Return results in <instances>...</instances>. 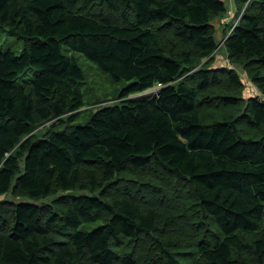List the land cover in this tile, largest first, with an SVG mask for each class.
Listing matches in <instances>:
<instances>
[{
    "label": "trees",
    "instance_id": "obj_1",
    "mask_svg": "<svg viewBox=\"0 0 264 264\" xmlns=\"http://www.w3.org/2000/svg\"><path fill=\"white\" fill-rule=\"evenodd\" d=\"M235 2L227 23L224 0H0V28L25 45L0 51V197L27 199L0 201V264H264V98L226 115L241 98L215 84L242 82L208 63L222 42L264 94V0ZM80 56L129 84L77 123ZM181 183L193 196L166 188ZM146 237L152 250L131 248Z\"/></svg>",
    "mask_w": 264,
    "mask_h": 264
},
{
    "label": "rangeland",
    "instance_id": "obj_2",
    "mask_svg": "<svg viewBox=\"0 0 264 264\" xmlns=\"http://www.w3.org/2000/svg\"><path fill=\"white\" fill-rule=\"evenodd\" d=\"M224 1L227 4L229 3V0H224ZM235 5H236V2H235ZM234 8L236 9V6H234ZM225 20L227 23L231 22L230 16L227 15ZM221 24L224 25V22H222L219 19L215 21L217 36L222 41V37H223V34L225 31L223 30V27ZM24 48H25V45H24L23 39H19L17 36L10 35L6 29L0 28V51L11 49V50L15 51L17 54H21L22 51L24 50ZM79 61H80V64L82 65L83 69L86 72V81L83 84V88H84L85 93H86V105L84 108H82V110H80L81 113H80L79 118L77 119V123H82V122H85V120H87L88 118H90V116L97 109L104 107V106H107V105L120 103L123 100L121 97V92L129 84V82L115 81L109 74L101 72L98 68H96L90 61H88L83 56L79 57ZM206 62H207V60H206ZM208 63L210 66H213V67L229 66L233 72H236L239 75V78L242 82L241 85L236 86V87L234 86V84L230 85L231 80L229 79L228 76L221 80V82H222L221 85L219 84V82H216V84H217L216 86L220 85V86H218L220 88H221V86L226 85L225 86L226 88L224 87L226 89L225 91H227V92H225L226 94L228 93L230 95L239 96L241 98V102L239 105H237L235 107H229L228 109L223 108L226 112V115H231V116L236 115L237 116L239 114V112L245 111L246 106H247V102L251 97L259 96L260 98H264V94L258 89V87L254 83V81L251 80V78L249 76L250 73L245 69V67L242 66V64L234 65L229 61L228 56H227V52H226V48L222 42H221V45H219V48H218L217 52L215 53V56L211 60H209ZM262 71H264V70H262ZM226 78H228V79L226 80ZM227 83H229V85ZM238 87H240V88H238ZM155 92H156V88H154L152 90L145 91L143 93L133 94L130 97L131 98H139V97H142L144 95H151ZM210 106L208 108L203 109L204 114H205L204 120L206 122H212L215 119H218V118L221 119L223 116L222 113L224 112L223 109L220 108L221 105L220 106L216 105V106H212V107H210ZM71 113H69V114H71ZM211 113L216 114V116H218V117L213 118ZM64 118H66V120H67V115ZM57 123H58L57 119H54V120H50V121L48 120V121L43 122L42 124H39L34 129V133L36 134L35 136H37V137L47 136L52 130H57L59 128L58 126H56ZM240 123H243V122H240ZM240 126H241V130L243 133L249 134L251 132H254L253 130H251L249 128H245L244 126H242V124H240ZM132 175H133V173H132ZM133 176H135V175H133ZM137 179H139V178H137ZM142 179L148 180L149 177L143 176ZM138 183H140V182L138 181L137 183H135L133 181L129 182V181L123 180V184L133 185V184H138ZM173 187H174V189H172L170 186L166 187V188L172 194L180 193L182 196H189V197L193 196V195H190V192L187 191L188 188H186V185L184 183L179 184L177 189H176V186L173 185ZM116 191L117 190H114V189L110 190V195L114 196V193L116 194ZM74 193L75 194L87 193L89 195L92 194L91 192H79V191H75ZM69 194H71V193L59 192L55 196H50V197H46V198L34 200V201L38 204L53 203L57 198H60L61 196H65V195H69ZM1 200H12L15 202L27 201V199L21 198V197H15L11 193H9L5 196H1L0 201ZM190 202H191V213L193 214L197 208L194 207V202H193L192 198L190 199ZM161 225L164 226L166 224L163 221ZM190 225L193 226L194 223L192 221H190ZM205 226L207 228L204 227L202 230H200L199 235H201V234L202 235L200 237L198 235L197 238L192 239L194 241V243L197 244V242H199V240H201L202 237L204 238V236L207 240H211L213 238V236L211 234L210 235L207 234V236H206V230L210 229L211 227L208 225V223H205ZM187 227L191 228L188 225H187ZM178 229H179V227H178ZM168 231H170L169 228H168ZM157 238L164 239L163 235H161V234L156 235L155 238H153V240H157ZM151 242H152V239L146 237V238L142 239L141 242H139V243H132L131 248H133V249H135V248L139 249L140 248V251H141V249H142L141 247H144V248L147 247V248H150V250H152L153 246L151 245ZM184 256H185V258L189 257L188 262H191V256L190 255L183 254V256H181V257H184Z\"/></svg>",
    "mask_w": 264,
    "mask_h": 264
},
{
    "label": "built area",
    "instance_id": "obj_3",
    "mask_svg": "<svg viewBox=\"0 0 264 264\" xmlns=\"http://www.w3.org/2000/svg\"><path fill=\"white\" fill-rule=\"evenodd\" d=\"M235 6V0H229V3H228V14L230 16V19L234 18V16L237 14V10L234 8ZM242 15V14H241ZM241 15L239 16V18L241 17ZM238 20L235 21V24ZM234 24V25H235Z\"/></svg>",
    "mask_w": 264,
    "mask_h": 264
},
{
    "label": "bare ground",
    "instance_id": "obj_4",
    "mask_svg": "<svg viewBox=\"0 0 264 264\" xmlns=\"http://www.w3.org/2000/svg\"><path fill=\"white\" fill-rule=\"evenodd\" d=\"M214 74H215V73H214ZM220 75H221V74H220ZM211 77H212V76H211ZM217 77H218V76H217ZM222 77L225 78V76H223V75H222ZM227 79H228V78H226V80H227ZM229 79H230V78H229ZM212 80H213V79H212ZM219 80H220V79H219ZM262 80H263V79H262ZM209 81H210V80H209ZM215 81H216V80H215ZM219 82H220V81H219ZM223 82H224V81H223ZM212 83H213V82H212ZM225 83H226V82H225ZM214 84H215V83H214ZM219 84L221 85V83H219ZM227 84L229 85V83H227ZM231 84L233 85V83L230 82V85H231ZM215 85H217V84H215ZM220 85H218V86H220ZM223 85H224V84H223ZM213 86H214V85H213ZM225 86H226V85H225ZM225 86H224V87H225ZM210 87H211V86H210ZM216 87H217V86H216ZM205 88H206V87H205ZM219 88H220V87H219ZM230 88H231V87H230ZM238 88H240V87H238ZM211 89H212V88H211ZM220 89H222V87H221ZM223 90H225V89H223ZM201 91H202V90H201ZM217 91H219V90H217ZM220 91H221V90H220ZM229 91H230V90H229ZM236 91H237V90H236ZM202 92H203V91H202ZM215 92H216V91H215ZM215 92H214V93H215ZM222 92H224V91H222ZM225 92H227V91H225ZM200 93H201V92H200ZM205 93H206V92H205ZM211 93H212V91H211ZM211 93H210V95H211ZM220 93H221V92H220ZM220 93H218V94H220ZM240 93H241V92H240ZM208 94H209V92L207 93V95H208ZM223 94H224V93H223ZM227 94H228V93H227ZM224 95H225V94H224ZM228 95H229V94H228ZM237 95H238V94H237ZM240 95H241V94H240ZM200 96H201V95H200ZM202 96H206V95H202ZM212 96H213V94H212ZM219 96H220V95H219ZM206 97H207V96H206ZM201 98H202V97H201ZM211 98H212V97H211ZM214 98H215V97H214ZM219 99H220V98H219ZM237 100H238V99H237ZM121 190H122V189H120V191H121ZM122 192H123V191H122ZM181 227H182V226H181ZM185 227H186V226H185ZM213 231H215V230H213ZM210 232H211V231H210ZM209 235H210V234H209Z\"/></svg>",
    "mask_w": 264,
    "mask_h": 264
},
{
    "label": "water",
    "instance_id": "obj_5",
    "mask_svg": "<svg viewBox=\"0 0 264 264\" xmlns=\"http://www.w3.org/2000/svg\"><path fill=\"white\" fill-rule=\"evenodd\" d=\"M66 126L63 127V129H65Z\"/></svg>",
    "mask_w": 264,
    "mask_h": 264
},
{
    "label": "crops",
    "instance_id": "obj_6",
    "mask_svg": "<svg viewBox=\"0 0 264 264\" xmlns=\"http://www.w3.org/2000/svg\"><path fill=\"white\" fill-rule=\"evenodd\" d=\"M237 8V7H236ZM237 15V14H236Z\"/></svg>",
    "mask_w": 264,
    "mask_h": 264
}]
</instances>
